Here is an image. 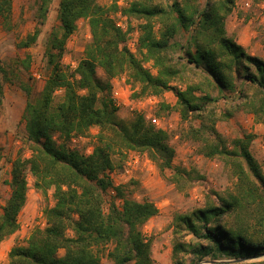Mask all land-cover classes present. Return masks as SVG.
Instances as JSON below:
<instances>
[{"label":"trees","instance_id":"1","mask_svg":"<svg viewBox=\"0 0 264 264\" xmlns=\"http://www.w3.org/2000/svg\"><path fill=\"white\" fill-rule=\"evenodd\" d=\"M50 3L36 0L33 31L17 47L27 48L36 41ZM233 6L234 0H203L202 4L198 0L132 1L123 13L141 20L137 58L123 45L126 33L109 15L117 8L115 2L106 7L96 0H60L58 25L49 33L44 51L50 72L35 97L30 77L0 59V102L5 82L16 80L26 96L21 121L29 152L11 163L10 192L0 210V242L19 228L28 174L35 189L43 194L51 191L54 199L43 209L45 227L31 231L25 245L12 246L6 264H102L98 253L106 246H110L106 255L111 264H155L151 241L141 231L157 214L155 203L129 197L123 186H116L120 205L111 202L103 211L104 194L112 187L107 175L113 168L111 154L145 152L159 170H173L170 180L178 187L184 177L191 180L192 171L173 167L174 149L165 130L155 128L140 114L128 123L117 119L109 80L122 72L131 87L138 88L134 97L174 88L175 109L182 120L190 121L185 137L199 143L206 157L221 158L238 181L237 192H215L214 198L207 195L203 206L174 215L172 264H200L202 260L206 264H264V259L240 262L264 254V175L249 150L252 135L234 139L229 149L216 129L218 121L228 120L243 107L264 126V59L248 54L226 34L224 20ZM11 11L12 0H0V18L8 20ZM79 19H87L91 39L84 56L70 69L60 60ZM180 34H184L181 39L177 38ZM29 61V55L17 59L24 73ZM142 61H150L156 73L143 67ZM97 67L103 70V78L97 75ZM238 77L241 83L236 82ZM173 82L184 88L172 87ZM58 90L62 95L56 101ZM226 93L233 94L229 100ZM160 109L169 106L161 103ZM93 126L98 127L97 144L89 154L68 145L72 136L86 134Z\"/></svg>","mask_w":264,"mask_h":264},{"label":"rangeland","instance_id":"2","mask_svg":"<svg viewBox=\"0 0 264 264\" xmlns=\"http://www.w3.org/2000/svg\"><path fill=\"white\" fill-rule=\"evenodd\" d=\"M60 0H51L47 18L40 26V33L36 41L27 48L17 47L21 38L33 31L35 26L34 12L36 0H12L11 16L4 21L0 18V59L9 66L18 67L22 75L29 76L32 85V97L39 94L50 68L44 55L49 33L58 25V5ZM134 0H96L102 6H110L115 2L117 8L110 12V17L115 25L126 33L123 45L130 53L140 58L139 35L140 19L129 17L123 13ZM202 4L203 0H198ZM226 34L239 44L248 54L264 59V0H234L230 14L225 18ZM157 29V25L155 26ZM184 35V34H183ZM177 35V38H183ZM91 39L87 19H79L77 28L67 39L65 52L61 64L73 69L77 62L84 56V49ZM29 55V69L24 73L23 67L17 59ZM17 62V63H16ZM17 65H16V64ZM143 67L155 74L156 69L150 61H142ZM27 74V75H26ZM97 75L104 77L103 70L97 67ZM23 76V77H24ZM26 79V78H25ZM243 81L242 77L236 79L237 83ZM0 82L2 74L0 72ZM109 98L116 108L118 120L128 123L135 115L144 116L145 120L155 128H160L169 133V144L174 149L172 159L173 167L184 168L192 171L191 180L182 181L178 187L170 180L172 169L159 170L156 164L148 157L147 153L136 150H123L121 153L113 152L111 158L113 168L107 171L112 181L104 194L103 211L107 212L111 202L120 205L121 197L116 195L113 187L123 186V193L136 200H150L158 208L156 215L149 218L142 226L141 231L145 239L151 241V259L155 264H172L171 241L172 220L176 213H189L204 204L207 195L214 198L215 192H237L238 181L232 171L221 158L206 157L201 152V145L185 137L189 127V120H182L175 109L176 95L174 88L165 90L159 95L143 94L133 95V89L127 81V74L111 78ZM172 87L183 89L184 85L171 83ZM62 90L56 92L55 100L59 101ZM227 99L232 93H226ZM0 102V210L9 196V180L12 161L22 153L24 157L29 152L24 146V122L21 114L25 105L26 96L18 87L16 80L13 84H3V95ZM165 103L169 109H160V104ZM219 107L224 106V99L219 100ZM152 119H154L152 121ZM197 124V121L193 122ZM216 129L225 138L226 146L231 149L232 141L252 135L249 150L254 157L261 173L264 175V126L257 122L253 114L245 107L235 111L226 121H218ZM98 127L93 126L86 134L72 136L68 145L80 153L89 154L97 144ZM28 189L26 203L18 215L19 228L12 235L0 242V264L8 261L7 253L12 246L25 245L27 239L36 228H44L45 218L43 209L54 203L51 191L41 193L33 186V178L27 176ZM252 222H255L254 220ZM253 229L249 231L255 233ZM190 239V236L187 237ZM106 246L98 253L102 264H111L106 252ZM63 251L59 250L58 255ZM264 259V254L255 258L240 260L241 263H250ZM223 261L231 259L223 257ZM208 261L202 260L200 264ZM235 264V261H232Z\"/></svg>","mask_w":264,"mask_h":264},{"label":"built area","instance_id":"3","mask_svg":"<svg viewBox=\"0 0 264 264\" xmlns=\"http://www.w3.org/2000/svg\"><path fill=\"white\" fill-rule=\"evenodd\" d=\"M154 119H152V121H153Z\"/></svg>","mask_w":264,"mask_h":264}]
</instances>
